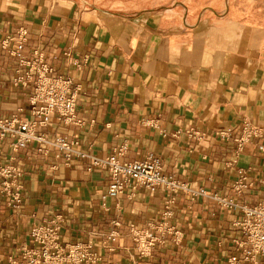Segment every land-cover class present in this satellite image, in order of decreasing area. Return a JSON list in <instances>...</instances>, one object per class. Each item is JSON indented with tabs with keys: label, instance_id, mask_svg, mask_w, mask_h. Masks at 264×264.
Masks as SVG:
<instances>
[{
	"label": "crops",
	"instance_id": "0c3cea01",
	"mask_svg": "<svg viewBox=\"0 0 264 264\" xmlns=\"http://www.w3.org/2000/svg\"><path fill=\"white\" fill-rule=\"evenodd\" d=\"M20 28L28 31L25 51L42 50L51 74L69 75L77 87V121L53 118L38 130L67 136L89 156L74 153L68 162L36 144L13 151L0 139V163L18 165L23 186L16 210L0 195V264L23 244L35 245L31 226L58 213L65 216L60 243L91 241L101 257L95 264H226L239 235L233 226L239 209L178 192L172 223L182 239L140 255L130 224L144 226L160 215L168 194L127 188L104 201L110 173L92 165L91 156L106 157L122 145L121 161L154 152L166 173L192 188L259 201V186L238 195L233 183L241 169L253 180L264 177V46L256 52V40L245 34L230 38L226 27L213 35L206 21L185 23L164 11L126 12L86 0H0V40ZM17 66L0 48V117H29L32 88L12 83ZM246 123L256 134L240 149ZM113 229L119 236L112 241Z\"/></svg>",
	"mask_w": 264,
	"mask_h": 264
},
{
	"label": "built area",
	"instance_id": "2783aa9c",
	"mask_svg": "<svg viewBox=\"0 0 264 264\" xmlns=\"http://www.w3.org/2000/svg\"><path fill=\"white\" fill-rule=\"evenodd\" d=\"M28 31L20 28L15 36H7L0 40V48L18 60L14 85L30 86L29 117L15 114L11 117H0V139L9 140L13 151L36 144L38 150L54 151L55 156L61 155L70 162L73 154L81 157L88 154L77 150L75 141L65 135L51 137L48 133L39 131L57 118L64 123L76 122L77 87L73 86L71 76L53 75V68L46 60L45 54L39 48L31 53L25 51ZM12 42V43H11ZM77 63V62H76ZM222 138H229V131L217 132ZM256 129L246 123L243 134L237 138L238 148H243L250 141ZM202 136V135H201ZM126 145L118 147L114 153L106 157L91 156V164L107 168L110 182L102 200L115 198L127 188L133 193L143 187L150 192L158 189L166 190L168 196L164 201L162 212L149 220L144 226L130 224V232L135 249L140 255H148L158 244L166 245L169 241L179 242L182 232L172 223L178 192H186L191 196H209L227 209H239L241 215L235 218L233 226L239 235L233 238L234 251L226 255V264H264V196L255 203L236 201L228 196L209 193L205 188H192L186 181L177 179L174 174L166 173L160 157L154 152H147L144 157L129 161H121L119 157L125 152ZM264 149V145L260 146ZM0 163V195L4 196L6 206L16 210L22 204L23 186L19 182L21 168L11 162ZM261 185H260V184ZM259 184V185H258ZM262 190L264 193V177L253 180L247 170L241 169L233 183V189L238 195L247 189ZM65 221L62 213L42 224H33L28 232L30 240L35 245L23 244L18 253L7 256L5 264H95L100 261V255L92 250L91 241L60 243L59 231ZM116 226L121 223L114 221ZM119 236L117 229L107 234L110 240ZM259 258H263L262 262ZM107 264H119L109 262Z\"/></svg>",
	"mask_w": 264,
	"mask_h": 264
},
{
	"label": "rangeland",
	"instance_id": "374dc122",
	"mask_svg": "<svg viewBox=\"0 0 264 264\" xmlns=\"http://www.w3.org/2000/svg\"><path fill=\"white\" fill-rule=\"evenodd\" d=\"M126 12L164 11L185 23L206 21L213 35L229 28L230 38L245 34L256 40V52L264 46V0H86ZM240 27L243 28L240 32Z\"/></svg>",
	"mask_w": 264,
	"mask_h": 264
}]
</instances>
